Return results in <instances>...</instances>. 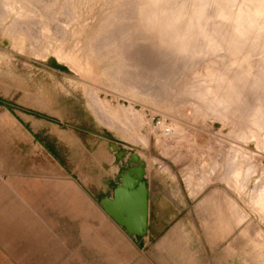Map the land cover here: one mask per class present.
<instances>
[{
    "label": "rangeland",
    "instance_id": "1",
    "mask_svg": "<svg viewBox=\"0 0 264 264\" xmlns=\"http://www.w3.org/2000/svg\"><path fill=\"white\" fill-rule=\"evenodd\" d=\"M137 1L0 0V101L13 108L51 107L69 114L76 113L74 107H83L100 130L98 139L92 136L83 145H67L65 153L57 154L64 159L67 176L49 179L52 191L44 194L47 198L34 209V216L30 217L26 207H14V214L20 216L15 219L23 217L29 224L2 226L3 238L8 236L17 246L12 250L16 256H4L2 264H129L138 249L137 239L128 236L97 205L102 193L84 191L91 182L107 180L103 160L119 150L126 158L131 152L158 161L168 158L175 163L170 167L174 176L178 171L193 174L207 170L221 181L245 156L256 166L245 175L246 187L239 190L224 182L249 199L248 204L261 218L253 200L264 181V61L256 60L258 49L264 48V36L243 38L237 49L241 48L240 54L235 55L236 49L233 51L228 42L231 32L225 29L220 31L224 35L215 39L218 43L212 44L215 48L208 40L196 38L192 40L194 48L183 51L159 42L149 32L144 35V27L142 30L136 19ZM191 1L180 3L189 5ZM212 10L209 7V13H214ZM211 23V31H219L220 23ZM242 50L250 53L247 56ZM247 65L252 66L250 75L259 79L244 86L248 89L242 88L249 93L244 106L250 114L256 113L254 122L235 118L225 91L223 99H213L219 80L211 72L236 74ZM89 123L94 129L95 121ZM253 127L254 138L249 132ZM243 132H249L248 138ZM95 160L102 167L97 169ZM126 166H118V171ZM202 180L197 186L204 185ZM30 195L32 201L41 196ZM16 196L31 204L22 193Z\"/></svg>",
    "mask_w": 264,
    "mask_h": 264
},
{
    "label": "crops",
    "instance_id": "2",
    "mask_svg": "<svg viewBox=\"0 0 264 264\" xmlns=\"http://www.w3.org/2000/svg\"><path fill=\"white\" fill-rule=\"evenodd\" d=\"M0 108L2 264L4 256H16L12 250L17 247L8 236L3 238L2 226L29 224L23 217L21 221L15 219L20 216L14 214V207H26L30 217L34 216V209L40 208L47 198L44 194L52 191L49 179L67 176L64 159L57 154L65 153L67 145H83L85 139L92 136L98 139L100 130L98 122L83 107H74L76 113L69 114L51 107L13 108L0 101ZM89 121H95L94 129ZM77 137L80 139L76 143L69 141ZM138 156L144 168L142 179L149 194L145 234H127L102 210L128 236L137 239L138 249L129 259V264H264V214L259 212L261 219L245 200L246 197L239 196L215 172L209 175L207 170L193 174L178 171L174 176L170 172V167L175 165L172 160L162 158L158 161L153 157ZM95 161L97 169L102 167L99 160ZM103 161L108 169L107 180L91 182L90 188H84L85 192L102 193L96 200L99 207L101 198L112 196L120 174L134 165L129 157L118 156L117 153ZM122 164L127 166L118 171ZM200 178L206 182L202 187L196 184ZM80 184L89 185L87 181H80ZM60 191L66 193V189ZM18 193L29 198L31 204L18 198ZM30 193L41 196L32 201ZM254 205L256 210L260 209L258 204ZM243 215L247 216L244 218Z\"/></svg>",
    "mask_w": 264,
    "mask_h": 264
},
{
    "label": "bare ground",
    "instance_id": "3",
    "mask_svg": "<svg viewBox=\"0 0 264 264\" xmlns=\"http://www.w3.org/2000/svg\"><path fill=\"white\" fill-rule=\"evenodd\" d=\"M137 2H138V6L136 9L137 10V13H136L137 18L136 19H138V21L141 22L140 27L142 30L144 27V31H145L144 35L149 32L148 34H151L154 37H156L157 40H159V42H161V43L165 42L168 45L179 46V48H182L183 51H191L194 48V47L191 48V46L194 45V43H195V42L193 43L192 40H194V39L196 40V38H197V40H199L198 38H200V40H201V38H203L206 41L208 40L209 43H211L210 45L212 46V48H215V47H213L214 45H216L214 43H218V41H215V39L218 40L219 38H217V37H219L220 35L221 36L224 35V33L220 32V31L225 30V29L228 32H231L230 34H228L230 39L229 40L227 39V40L230 43L229 45L231 46L233 51H234V49H236V50L238 49V45L240 44L241 40L245 37L253 38L256 40V39H259V37L264 36V0H192L189 5H184V4L182 5L180 3V0H139ZM136 5H137V3H136ZM209 7H210V9L212 8L214 10V13L213 12L209 13V11H208ZM212 21H216V22L220 23L219 24L220 27L217 28L219 31H215V29L211 31V29L209 28L210 27L209 24ZM193 31H195V32H193ZM108 33H109V31H108ZM112 34H114V33H112ZM107 37H109V35ZM212 44H214V45H212ZM241 45H242V43H241ZM240 49H239V52L237 50V53L235 52L236 50L234 51L235 55L240 54V51H241ZM244 52L245 51H243L242 53L243 54L247 53V56H248L249 51H247L245 53ZM257 52H258L257 56L259 55L258 57L256 56L257 62L258 61H264V48L262 47V49H260V50L258 49ZM254 53H256V52H254ZM84 55L86 56V54H84ZM87 58H89V57H87ZM250 59H254V58L250 57ZM93 61L91 59L90 62L92 63ZM81 62H82L81 64H83V60H81ZM94 64H96V63H94ZM227 65L229 66V64H227ZM231 65H233V64H231ZM84 66L92 67L93 64H92V66L91 65L89 66L86 64ZM233 67L234 66H231V69H233ZM251 67L252 66L247 65V67H245V68L242 67L243 69L241 68L242 69V70L240 69L241 71L238 69H235V71L238 70V71H236V74L235 73L233 74L234 71H232V72L214 71V73L211 72V74L212 75L214 74L219 80L217 85H216L217 87L214 88V90H213V92L215 93V98H213V99H215V102H218L216 100H218L219 97L221 99H223L221 96L223 94L222 92L225 91V93L228 94L229 99H230L228 101L230 103L229 106H231L234 109V110H232V112L234 111V113H236L235 114L236 117L235 116L234 117L238 120L243 119V118H247V119H251V121L254 122L255 118H256L255 117L256 113L254 112V113L250 114V111L248 112V109H246V105L244 106V104H246V101H247L248 96H249V93L247 94L246 91H245L246 93L244 92L245 89H248L247 87H244V86H250V85H253L254 83L256 84V81L254 83H253V81L259 80L256 78L257 77L256 74H253V77L256 76L255 77L256 79H252L253 77H252V75H250V74H252L251 73L252 72ZM229 68H230V66H229ZM235 68H236V66H235ZM238 68H240V67H238ZM84 70H82V71H84ZM253 73H255V72H253ZM250 76L252 78H249ZM242 88H244V90ZM227 103L226 104L223 103V104L227 105ZM231 107H227V108H230V110H231ZM225 111H227V110L225 109ZM222 112H224V111H222ZM222 114H224V113H222ZM261 114H262V112H261ZM262 116H264V115H262ZM246 122H248V121H246ZM235 123H236V121H235ZM249 123H251V122H249ZM262 125H260V126H262ZM255 127H257L256 128L257 130L260 128L258 125H256ZM239 129H238V131H239ZM255 131H256L255 128L254 129L251 128V130L249 131L250 134L253 136V138L256 134ZM244 133L245 132H243V135H244ZM248 133L245 134L244 137L248 138V136H249ZM259 135H260V133H259ZM259 135H258V138L259 137L261 138V136H259ZM251 137H249V138H251ZM258 138H256L255 140H257ZM261 140L264 141V139H261ZM261 140H257V142L260 141L259 143H261ZM146 143H147V141H146ZM242 145L244 147V144H242ZM244 148H246V147H244ZM235 149H236V147H235ZM238 150H240L242 153L246 152V150L244 149L245 150L244 151L243 148H241V147ZM234 151H236V150H234ZM237 155H239V154L237 153ZM240 158H241V156H240ZM253 166H254V164L250 160H248L247 157L243 156L238 163H235L234 168H232L231 170H228L226 172V174L223 177L224 181H227V183L232 185V187L234 186L238 189L246 187L245 186L246 185L245 184V181H246L245 178L252 168L255 169L254 167H256V166H254V167ZM202 181H203L202 184L206 183L205 180H202ZM248 201H249V199H248ZM253 204H258L260 206V209H258L259 212L264 214V181H263V184H261V190L258 192L257 196L253 200Z\"/></svg>",
    "mask_w": 264,
    "mask_h": 264
},
{
    "label": "water",
    "instance_id": "4",
    "mask_svg": "<svg viewBox=\"0 0 264 264\" xmlns=\"http://www.w3.org/2000/svg\"><path fill=\"white\" fill-rule=\"evenodd\" d=\"M116 149V146L113 145ZM119 150L117 155L123 156ZM128 157L134 165L125 169L118 180V184L112 191V196H106L99 200L102 210L112 220L123 227L129 235H143L147 229L148 216V189L143 181L144 168L139 156L128 153Z\"/></svg>",
    "mask_w": 264,
    "mask_h": 264
}]
</instances>
